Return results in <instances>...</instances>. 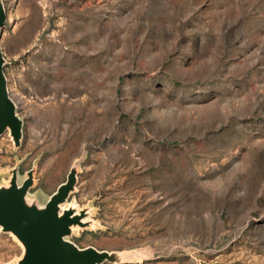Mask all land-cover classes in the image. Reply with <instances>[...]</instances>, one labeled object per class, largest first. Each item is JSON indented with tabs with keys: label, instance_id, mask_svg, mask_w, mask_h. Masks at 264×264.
<instances>
[{
	"label": "rangeland",
	"instance_id": "obj_1",
	"mask_svg": "<svg viewBox=\"0 0 264 264\" xmlns=\"http://www.w3.org/2000/svg\"><path fill=\"white\" fill-rule=\"evenodd\" d=\"M3 3L23 135H0V184L34 167L42 204L75 163L78 245L264 264V0ZM21 254L0 228V264Z\"/></svg>",
	"mask_w": 264,
	"mask_h": 264
},
{
	"label": "water",
	"instance_id": "obj_2",
	"mask_svg": "<svg viewBox=\"0 0 264 264\" xmlns=\"http://www.w3.org/2000/svg\"><path fill=\"white\" fill-rule=\"evenodd\" d=\"M6 8L0 0L1 29L6 21ZM6 58L0 44V135L8 131L15 146L21 142L23 119L11 97L4 71ZM77 164H72L66 178L40 204L29 198L34 186V167L18 180L14 166L6 184H0V228L12 233L22 245V254L15 264H125L135 262V254L127 250L99 249L80 246L70 239L77 227L90 225L87 208H77L70 200L78 181ZM76 226L75 228H73Z\"/></svg>",
	"mask_w": 264,
	"mask_h": 264
},
{
	"label": "trees",
	"instance_id": "obj_3",
	"mask_svg": "<svg viewBox=\"0 0 264 264\" xmlns=\"http://www.w3.org/2000/svg\"><path fill=\"white\" fill-rule=\"evenodd\" d=\"M132 263L134 264V263H136V262H129V263H125V264H132Z\"/></svg>",
	"mask_w": 264,
	"mask_h": 264
},
{
	"label": "bare ground",
	"instance_id": "obj_4",
	"mask_svg": "<svg viewBox=\"0 0 264 264\" xmlns=\"http://www.w3.org/2000/svg\"><path fill=\"white\" fill-rule=\"evenodd\" d=\"M76 226H74L73 228H75ZM78 228V227H77Z\"/></svg>",
	"mask_w": 264,
	"mask_h": 264
}]
</instances>
